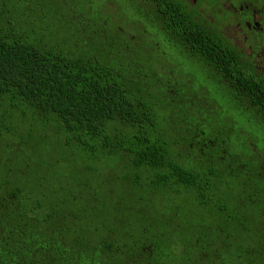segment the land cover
Segmentation results:
<instances>
[{"label": "trees", "instance_id": "trees-1", "mask_svg": "<svg viewBox=\"0 0 264 264\" xmlns=\"http://www.w3.org/2000/svg\"><path fill=\"white\" fill-rule=\"evenodd\" d=\"M92 1L0 0V264H206L188 199L169 197L184 193L178 178L190 185L206 174L204 164L174 160L207 138L210 119L183 131L188 119L171 117L109 59V39L91 30L103 24L90 20ZM115 1L139 29L134 6ZM165 23H147L164 46H216L170 16ZM161 202L160 229L129 230L130 217L153 218ZM241 242L257 251L253 259L220 262L213 249L210 257L264 264V240Z\"/></svg>", "mask_w": 264, "mask_h": 264}, {"label": "flooded vegetation", "instance_id": "flooded-vegetation-1", "mask_svg": "<svg viewBox=\"0 0 264 264\" xmlns=\"http://www.w3.org/2000/svg\"><path fill=\"white\" fill-rule=\"evenodd\" d=\"M125 3L134 6L136 14L147 23L161 22L163 28L170 16L175 21L173 26L180 31L200 32L215 42L212 48L159 46L155 35L131 32L133 19L125 26L118 24L114 17L120 19L122 11L128 12L115 0L108 1L107 11L100 10V14L109 15L108 21L94 30L96 37L109 39V59H115L120 67L132 73L147 95L161 105H169L171 117L190 118L183 131L199 130L198 122L196 126L191 124V118L214 121L216 125H208L202 120L203 128L213 127L212 131L205 133L207 138L202 141L192 139L189 157L174 160L195 168L204 164L206 168L202 171L206 174L191 175L190 185L178 178L184 193L171 194L169 198L188 199V216L204 229L206 264H216L214 257H210L212 249L220 262L226 258L237 261L249 253L253 259L257 251L242 245L241 240H249L251 245L253 238L261 243L264 240V0H125ZM116 6L120 7L119 13ZM183 62L193 63L202 77L216 85L224 100V112L244 117V123L234 126V134H239L236 140H241L235 147L228 138L230 132L223 126L229 127L228 119L215 118L220 116L218 113L211 115L215 101L207 100L205 88L194 86L193 76L186 75L181 68ZM245 125L246 129L253 127V131L245 132ZM161 205L162 202L153 218L130 217L129 230L138 231L153 223L160 229L161 221L167 218ZM181 218L187 219L184 214ZM213 241L217 249L211 247ZM260 253L259 260L264 262V248Z\"/></svg>", "mask_w": 264, "mask_h": 264}, {"label": "rangeland", "instance_id": "rangeland-1", "mask_svg": "<svg viewBox=\"0 0 264 264\" xmlns=\"http://www.w3.org/2000/svg\"><path fill=\"white\" fill-rule=\"evenodd\" d=\"M91 7L90 8V12H89V17L90 20L92 21V23H96L95 27H99L100 24L102 22H107L108 21V17L109 15H104V14H100V10H98V8L101 6V0H93L90 4ZM88 7V6H87ZM117 7V6H116ZM119 9L118 13L120 12V7H117ZM113 9V4L109 5V10ZM118 13H115L114 15L116 16ZM122 18H116L114 17L117 21L118 24L120 26H125L127 21H130L131 19H133V14L132 13H123L122 11ZM139 23L141 24V27L139 29L136 30H132L131 32L134 34H138L141 36H147L152 34L154 31H156L155 28H150L147 23L145 22L144 19H139L138 20ZM91 30L94 31V27L91 26ZM133 34V35H134ZM109 41V40H108ZM156 42H158L157 44L159 46H163L162 43L160 42L159 39H155ZM174 55V53H172ZM103 55V52L99 51L97 53V58H100ZM176 58L181 59L180 56L176 55ZM181 68L183 69L184 73H186V75L193 76V84L195 87H200V88H205L208 92V94H205V97L207 98V100L209 101H215L216 103V108L210 110L211 111V115L212 116H216V114L218 113V117L215 118H221L222 116H225L228 120H227V124L229 127H226L225 124L223 125L225 129H227L230 134L228 135V138L232 144V147H235L241 140H236V137L239 136V134H234V126L238 125L239 123H244V117L240 116L238 114H236L235 112H231V113H226L224 112V108H223V104H224V100H222V96L219 93L216 85L207 80L205 78V76H201L199 73V70L197 69L196 66H194L193 63L190 62H183L181 65ZM213 118V119H215ZM190 120V118H189ZM198 119H193L191 118V124H194L196 126V122ZM202 120H207V119H202ZM233 122L235 124H233ZM208 125H216L214 123V121H209V123H207ZM232 124V126H231ZM213 127H202V130L205 133H208L209 131H212ZM245 132H252L253 131V127L250 126V128L246 129V125H245Z\"/></svg>", "mask_w": 264, "mask_h": 264}]
</instances>
